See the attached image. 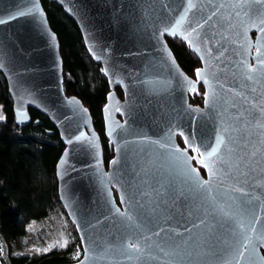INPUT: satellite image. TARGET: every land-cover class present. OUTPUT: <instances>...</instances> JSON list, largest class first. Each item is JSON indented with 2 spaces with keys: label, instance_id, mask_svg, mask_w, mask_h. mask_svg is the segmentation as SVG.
Returning a JSON list of instances; mask_svg holds the SVG:
<instances>
[{
  "label": "water",
  "instance_id": "1",
  "mask_svg": "<svg viewBox=\"0 0 264 264\" xmlns=\"http://www.w3.org/2000/svg\"><path fill=\"white\" fill-rule=\"evenodd\" d=\"M47 1L55 2L75 22L83 39L84 48L91 59L100 65V70L107 67L112 73L113 83H109L110 77L101 71L107 79L108 90L113 93V99L118 101L119 105L125 106L120 113L115 112L114 109L110 111L115 121L113 127L126 124V132L122 128L118 130V135L109 137L105 121L108 113L104 110V105L110 103L109 92L107 93L106 102L101 109L103 133L113 155L105 164L103 145L95 129L91 112L78 96L70 95L64 90L63 60L60 55L59 39L55 31L50 28L41 0L39 3L44 11L43 21L31 16H18L0 25V59L5 63V67H0V73L5 78L8 94L12 99L15 123L22 127L27 125L31 122L29 108L37 109L42 115L47 116L64 146L55 165L58 200L74 225L82 253L81 257L74 262L64 264H78V261L85 259L84 249L89 246L81 240L82 236L90 243L94 242L97 252H101L107 243L116 242L117 235L121 238L126 235L121 228V219L110 214L109 211L112 204L121 211L128 207L127 203L121 202L122 195L126 200L135 195V202L143 204L142 211L150 215L151 202L156 199L153 189H158L160 182H163L167 188L170 173L166 167L154 169L147 176L141 171V161L153 158V153L147 145H141L136 137L147 135L158 139L164 137L170 128L173 132L179 128L186 134L195 132L197 136L203 135L205 138L214 139L215 130L219 124L217 113L220 108L206 105L203 93L202 103L192 104L189 95L198 93L199 85L204 88V91L206 86L200 81L196 85V93L188 91L186 86L177 82L179 78H174L169 68L162 62V57L167 53L160 51L161 46L157 42L155 33L160 30L164 22L171 19L173 15L179 14V11L173 13L170 9L182 10L187 0ZM199 2L208 4L218 3L219 0H199ZM27 3L28 0H0V19H6L8 14L15 15L17 10L23 11ZM193 11L196 15L200 14L199 10ZM204 12L206 14L208 9L205 8ZM51 33H55L54 44ZM257 35V30H249V38L253 42L257 39ZM166 38L171 40L176 38L183 42L198 58L200 62L198 67H204L199 53L190 48L179 35L172 37L165 34L160 38L164 41L168 53L174 57L180 71L195 80V77L183 71ZM89 48H92L96 55L101 56V59L97 60ZM213 48L215 50V45ZM250 51L255 54L254 47ZM226 57L227 59L221 57V61L231 64L236 59L231 50L226 53ZM250 62L254 63V60L250 58ZM145 73L148 74V78H158L155 85L157 91L154 94L147 89H142L136 83L137 80L145 79ZM117 79L124 80L127 85V94L124 85L115 83ZM169 79L173 80L170 85L163 84L164 80ZM225 83L228 87L239 88L240 85V82L234 81L231 75H228ZM252 83L247 82L249 87L245 89L246 95H251ZM261 83L264 84V81ZM256 87L259 93L260 85ZM115 88L122 91V97L118 96ZM165 88L167 90H163ZM72 98L78 102V105L74 106ZM187 105H191L193 109L199 108L202 112L186 111ZM243 106L248 107L246 104ZM82 108L87 109V113H83ZM18 110L27 116L26 120H18ZM36 123L38 120L34 121V124ZM78 131H84L88 136L95 133L100 146L98 157L101 161L100 168L103 172L115 177L107 184L108 191H105L100 183L99 173L95 167L97 157L95 152L88 150L87 142L67 143V140L78 134ZM47 132L53 134L52 130ZM178 137V135L173 136L174 142L184 147L183 138L179 137L182 140L180 143ZM121 141H127L128 145L126 149L121 147V151L118 152L117 145ZM65 149L69 150L66 155ZM62 156L65 157L66 162L58 169L57 165L60 164ZM114 158L120 160L119 165L111 163ZM192 164L193 167H199L195 161H192ZM203 171L205 176L201 172L200 176L208 179L207 172L204 169ZM171 179L175 185H179L178 177L172 175ZM249 191L264 199V173L257 170L253 174L249 180ZM141 193H147L143 200ZM174 196V193L169 192V202L174 199ZM161 199L164 197L161 196ZM187 206L188 202L183 199L176 203V207L184 212L185 219H188ZM257 209H259V202H257ZM176 219H179L178 215ZM220 232L224 234V229H220ZM218 258L219 254L194 253L191 264H216ZM113 261L115 264H132L119 256H114L110 260L98 259L94 264H113ZM0 264H3L1 257ZM89 264L93 262L89 261ZM147 264H163V262L147 261Z\"/></svg>",
  "mask_w": 264,
  "mask_h": 264
},
{
  "label": "snow or ice",
  "instance_id": "2",
  "mask_svg": "<svg viewBox=\"0 0 264 264\" xmlns=\"http://www.w3.org/2000/svg\"><path fill=\"white\" fill-rule=\"evenodd\" d=\"M205 8L208 9L206 14ZM193 10H199L200 14L196 15ZM170 11H179V14L164 22L155 33L160 51L167 53L162 57V62L188 91L196 93V85L200 81L206 86L203 92L205 104L220 108L214 139L197 136L195 132L186 134L179 128L176 132L170 128L164 137L158 139L147 135L137 136V141L147 145L153 153V158L141 161V171L147 176L154 169L166 167L170 173L167 188L160 182L158 189H153L156 199L151 202L150 215L142 211L143 204L135 202V195L127 200L122 195L121 202L127 203L128 207L121 211L112 204L109 211L121 219V228L126 235L123 238L117 235L116 242L107 243L101 252H97L94 242L90 243L82 236L81 240L89 246L84 249L85 259L78 261V264H89V261L94 264L98 259L110 260L114 256L132 264H147V261L191 264L194 253L219 254L216 264H264V199L249 191V180L253 174L257 170L264 173V84L261 83L264 81V0H219L218 3L208 4L187 0L182 10ZM18 16H31L43 21L44 11L39 0H28L23 11L8 14L6 19H0V25ZM250 29L258 33L254 42L249 38ZM165 34L172 37L179 35L199 53L204 67L194 69L195 80L180 71L174 57L168 53L164 41L160 39ZM51 38L54 44L55 33H51ZM253 47L255 54L250 51ZM229 50L236 58L231 64L220 59H227ZM89 51L97 60L101 59L92 48ZM250 58L254 63L250 62ZM0 67H5L2 59ZM101 71L110 77L109 83H113L109 69L105 67ZM228 75L240 82L239 88L226 85ZM249 81L253 82L251 95H246ZM157 82L158 78H148L147 73L145 79L136 81L142 89L153 94L157 91ZM172 82L171 79L164 80L163 84L170 85ZM115 83L124 85L127 94L123 79H117ZM256 85H260L259 93ZM108 99L110 103L104 105L108 113L105 118L107 135L114 137L119 134V129L123 128L126 132V124L113 127L115 121L110 109L120 113L125 106L113 99L112 92L108 93ZM72 103L78 105L74 98ZM245 104L247 108L243 106ZM81 111L87 113V109L82 108ZM186 111L202 112L191 105L186 106ZM17 118L22 121L27 116L18 110ZM4 119L0 115V120ZM176 135L183 138L184 147L174 142L173 136ZM81 141H86L88 150L95 152V167L100 183L108 191L107 184L115 177L100 168V146L95 133L88 136L84 131H78L67 143ZM127 145V141H121L117 151H121V147L126 149ZM68 151L65 149V155ZM192 161L199 167H193ZM65 162L62 156L58 169ZM111 163L119 165L120 160L114 158ZM201 168L207 172L208 179L200 176ZM172 175L179 178L178 186L171 179ZM169 192L175 194L171 202L168 200ZM140 195L143 200L147 193ZM181 199L188 202V219L176 207ZM177 215L179 219H176ZM220 229H224V234ZM66 246L67 241L60 245ZM36 251L48 252L49 248Z\"/></svg>",
  "mask_w": 264,
  "mask_h": 264
},
{
  "label": "trees",
  "instance_id": "3",
  "mask_svg": "<svg viewBox=\"0 0 264 264\" xmlns=\"http://www.w3.org/2000/svg\"><path fill=\"white\" fill-rule=\"evenodd\" d=\"M49 25L59 39L63 60L64 90L78 96L93 117L95 129L103 145L105 164L112 158L107 144L101 109L109 92L107 79L100 65L84 48L83 39L75 22L55 2L41 0ZM173 55L188 75L194 73L199 60L180 40L166 38ZM119 97L122 91L115 88ZM190 102L201 104L200 92L190 94ZM12 99L3 74L0 73V241L6 245L0 257L3 264H64L74 262L81 251L77 232L58 200L55 165L64 146L47 116L29 108L31 122L18 126L12 111ZM38 123L34 124V121ZM52 130L53 134L47 132ZM178 141L182 140L178 137ZM60 214L67 221L69 236L54 244L48 252L36 251L26 244L31 222ZM67 241L66 247H60Z\"/></svg>",
  "mask_w": 264,
  "mask_h": 264
},
{
  "label": "rangeland",
  "instance_id": "4",
  "mask_svg": "<svg viewBox=\"0 0 264 264\" xmlns=\"http://www.w3.org/2000/svg\"><path fill=\"white\" fill-rule=\"evenodd\" d=\"M67 221H65L60 214H53L47 218L31 222L25 239L29 248L49 249L56 243L61 242L68 237ZM1 253H5L6 245L3 240L0 241ZM81 251L77 252L76 258H80Z\"/></svg>",
  "mask_w": 264,
  "mask_h": 264
},
{
  "label": "flooded vegetation",
  "instance_id": "5",
  "mask_svg": "<svg viewBox=\"0 0 264 264\" xmlns=\"http://www.w3.org/2000/svg\"><path fill=\"white\" fill-rule=\"evenodd\" d=\"M198 66H200V62H199ZM198 66H196V67H198ZM190 76H192L193 78L195 77L194 73L192 75H190ZM198 89H199L198 92H200V95H202V93L204 92V88L199 85ZM201 100H202V97H201ZM200 172L202 173L203 176H205V172L203 171L202 168L200 169Z\"/></svg>",
  "mask_w": 264,
  "mask_h": 264
}]
</instances>
